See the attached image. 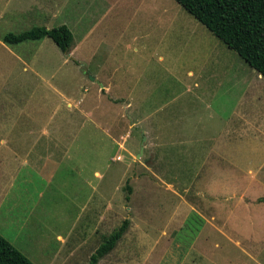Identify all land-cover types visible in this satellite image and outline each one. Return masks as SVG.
Instances as JSON below:
<instances>
[{
  "label": "rangeland",
  "instance_id": "1",
  "mask_svg": "<svg viewBox=\"0 0 264 264\" xmlns=\"http://www.w3.org/2000/svg\"><path fill=\"white\" fill-rule=\"evenodd\" d=\"M60 24L107 62L1 41ZM0 136V235L33 264H84L124 218L96 264H264V78L174 0H0Z\"/></svg>",
  "mask_w": 264,
  "mask_h": 264
},
{
  "label": "trees",
  "instance_id": "2",
  "mask_svg": "<svg viewBox=\"0 0 264 264\" xmlns=\"http://www.w3.org/2000/svg\"><path fill=\"white\" fill-rule=\"evenodd\" d=\"M211 34L233 50L264 78V0H174ZM48 37L61 52H67L71 32L65 24L45 28L33 25L13 33L6 32L1 41L15 45ZM264 204V199L261 200ZM128 226V219L101 236L85 264H96L116 244ZM0 264H33L0 235Z\"/></svg>",
  "mask_w": 264,
  "mask_h": 264
},
{
  "label": "crops",
  "instance_id": "3",
  "mask_svg": "<svg viewBox=\"0 0 264 264\" xmlns=\"http://www.w3.org/2000/svg\"><path fill=\"white\" fill-rule=\"evenodd\" d=\"M103 37V36H102ZM102 37H99L98 39L96 38V39H92V38H90V39H87V37L85 38V39H83V40H80L79 41V45H78V47H76L75 49H74V46L73 45H71V43H69V46H71L72 47V60L75 62L76 61V63H78L77 61H79L78 59L79 58H76V57H73V52L74 51H77V50H79V47L81 46L80 44H84V45H86V46H88L89 48H88V52H87V57H86V61L88 62V58L89 59H91L92 58V56H93V58L95 59V61H96V64L98 65V63H100L102 60H104V61H102V63L101 64H105L106 62H107V56H108V52L107 53H104V51H101L102 52V55H100L99 53H95V54H93V52H91L90 50H91V47L94 45V43H101V44H103V42H100V40L102 39V41H104L107 45H108V47H109V43H108V41L105 39V38H102ZM105 45V44H104ZM69 50H71V48L69 47ZM99 52V51H98ZM66 55H69V53H67ZM105 58V59H104ZM91 62V61H90ZM108 65H110V64H108ZM92 69H93V66L91 67ZM107 73H108V71H106ZM109 72H110V76L113 74L111 71H110V66H109ZM92 76V80L94 79V78H101V76L103 77V78H108L106 75H104V69H103V71H102V69H100V70H98L96 73L94 72V70H92V74H91ZM101 75V76H100ZM258 76H260L259 74H258ZM261 77V76H260ZM103 83H101V81H98V86L99 87H101V86H103L102 85ZM103 88H105V90H106V92H108L107 90H108V88L106 87V86H103ZM112 89V88H111ZM114 89V88H113ZM16 121V120H15ZM19 121V120H18ZM16 123H17V121H16ZM41 123H39V121H37V122H34L33 123V125L34 126H36V125H40ZM43 124V123H42ZM32 125V126H33ZM6 137L7 136H4V137H2V136H0V142H4V139H6ZM21 139L23 138L22 136H19ZM19 137H18V139H19ZM25 139H29L30 140V144H31V147H30V150L32 151L33 149H34V143L36 142V140H37V142H39L40 140H41V142L42 143H44L43 144V149H44V151H45V155H46V158H47V162L49 161V157H51V156H53V155H51L50 154V152L48 151V149H49V143H50V139H49V137L48 136H43V135H40V136H36V138L34 137V136H30V137H28V136H26V137H24ZM60 139H58V143H62V141L60 142L59 141ZM17 150V149H16ZM41 153H43L44 154V152H41ZM33 154V156H35V154L34 153H32ZM32 154H30V153H24L23 155H22V157H24L23 158V163L24 164H26L25 163V161L27 162V160H26V157H28V156H30V155H32ZM12 155L14 156V158H19L18 156L20 155V154H17V153H15V151H13L12 152ZM3 189V187H0V212L2 213V199H3V197L4 196H7L8 195V191H4L5 189ZM186 251H189V250H185V251H176V253H174V258H173V262L171 263V264H181L183 261H186V259H183L182 260V256L184 257L185 255H186ZM173 252V251H172ZM187 262L189 263V262H191V261H189V260H187ZM50 264H52V261H50ZM55 264H62V262L60 261L59 262V259L58 260H55ZM85 264V263H84Z\"/></svg>",
  "mask_w": 264,
  "mask_h": 264
},
{
  "label": "water",
  "instance_id": "4",
  "mask_svg": "<svg viewBox=\"0 0 264 264\" xmlns=\"http://www.w3.org/2000/svg\"><path fill=\"white\" fill-rule=\"evenodd\" d=\"M88 77H90V79L92 80L91 76H88ZM138 129H139V132H140V142H139V150H138V153L136 155H138L141 152L142 147H143V141L145 140V135L143 133V130L141 128H138Z\"/></svg>",
  "mask_w": 264,
  "mask_h": 264
}]
</instances>
